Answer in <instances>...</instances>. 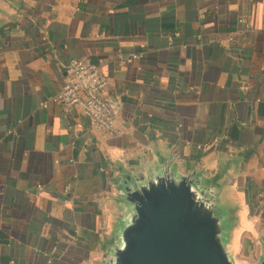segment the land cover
<instances>
[{"label":"crops","instance_id":"0c3cea01","mask_svg":"<svg viewBox=\"0 0 264 264\" xmlns=\"http://www.w3.org/2000/svg\"><path fill=\"white\" fill-rule=\"evenodd\" d=\"M80 57L109 79L126 134L44 104ZM147 131L187 164L238 149L264 217V0H34L32 19L1 28L0 264L86 260L103 232V149L145 144Z\"/></svg>","mask_w":264,"mask_h":264},{"label":"water","instance_id":"95a60500","mask_svg":"<svg viewBox=\"0 0 264 264\" xmlns=\"http://www.w3.org/2000/svg\"><path fill=\"white\" fill-rule=\"evenodd\" d=\"M33 3L0 0V29L32 19ZM145 135L140 146L103 149V232L81 264H264V217L246 199L245 155L217 148L187 164L164 135ZM246 236L252 259L242 256Z\"/></svg>","mask_w":264,"mask_h":264},{"label":"built area","instance_id":"2783aa9c","mask_svg":"<svg viewBox=\"0 0 264 264\" xmlns=\"http://www.w3.org/2000/svg\"><path fill=\"white\" fill-rule=\"evenodd\" d=\"M67 71V81L44 104L53 102L65 113L77 110L104 137L126 134L125 122L116 115L107 95L109 79L102 72L101 66L80 57L69 63Z\"/></svg>","mask_w":264,"mask_h":264},{"label":"trees","instance_id":"16d2710c","mask_svg":"<svg viewBox=\"0 0 264 264\" xmlns=\"http://www.w3.org/2000/svg\"><path fill=\"white\" fill-rule=\"evenodd\" d=\"M250 247L251 245H250L249 240L244 239V250H243L244 254H247L250 251Z\"/></svg>","mask_w":264,"mask_h":264},{"label":"rangeland","instance_id":"374dc122","mask_svg":"<svg viewBox=\"0 0 264 264\" xmlns=\"http://www.w3.org/2000/svg\"><path fill=\"white\" fill-rule=\"evenodd\" d=\"M245 238L248 239L249 236H246ZM248 240H249V242H250V239H248ZM250 245H251V242H250ZM251 250H252V245H251V247H250V251H249L247 254H244V252H243V253H242V256L245 257V258L252 259Z\"/></svg>","mask_w":264,"mask_h":264}]
</instances>
